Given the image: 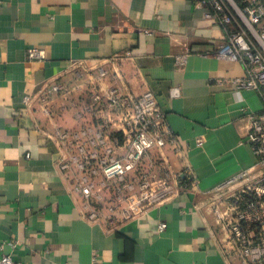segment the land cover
Instances as JSON below:
<instances>
[{
	"label": "crops",
	"instance_id": "1",
	"mask_svg": "<svg viewBox=\"0 0 264 264\" xmlns=\"http://www.w3.org/2000/svg\"><path fill=\"white\" fill-rule=\"evenodd\" d=\"M227 35L195 0H0V257L27 264H243L211 203L221 197L220 184L255 163L246 141L249 114L264 101L229 81L245 69L217 54ZM32 46L46 57L29 59ZM179 54H187L183 65ZM75 59L105 65L112 75L105 87L152 90L184 150L185 159L170 148L167 155L187 186L140 218L115 225L84 218L79 194L56 165L62 150L51 133L79 128L90 114L63 110L65 99L57 97L52 117L39 110L19 115L27 93L71 81ZM175 86L181 94L172 97Z\"/></svg>",
	"mask_w": 264,
	"mask_h": 264
},
{
	"label": "built area",
	"instance_id": "2",
	"mask_svg": "<svg viewBox=\"0 0 264 264\" xmlns=\"http://www.w3.org/2000/svg\"><path fill=\"white\" fill-rule=\"evenodd\" d=\"M195 2L206 8L207 20L227 30L217 54L243 64L245 75L229 81L238 91H257L264 101V0ZM27 55L32 60L46 57L38 46L29 47ZM186 60L187 54L176 56L179 65ZM67 73L71 81L59 79L27 93L19 115L22 118L39 110L52 117L57 97L65 99L63 110L69 107L90 114V122L81 127H58L50 135L62 150L56 165L72 182V191L79 194L84 218L108 225L134 220L187 186L167 148L181 158L186 155L152 90L135 95L117 84L105 87L111 71L83 59L73 60ZM180 94L178 86L171 89L172 97ZM246 141L256 161L218 186L221 197L211 203V211L242 263L264 264V109L250 112ZM166 227V222L159 226L161 230ZM0 264L27 263L3 254Z\"/></svg>",
	"mask_w": 264,
	"mask_h": 264
}]
</instances>
